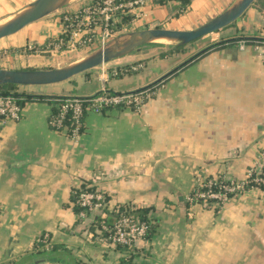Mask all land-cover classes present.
<instances>
[{"label":"crops","instance_id":"crops-1","mask_svg":"<svg viewBox=\"0 0 264 264\" xmlns=\"http://www.w3.org/2000/svg\"><path fill=\"white\" fill-rule=\"evenodd\" d=\"M30 1L0 0V22ZM232 1L189 0L174 15L178 2L145 0L120 14L112 30L115 36L150 27L192 29ZM83 4L73 0L64 11L0 38V68H55L98 47L95 41L80 50L46 48L60 36L64 16ZM240 16L245 35L264 37V0H255ZM171 44H144L107 61L106 69L102 63L79 73L82 81L71 87L64 82L73 77L20 87L36 95L82 96L103 87L129 92L162 83L139 110H87L77 137L49 125L54 106L49 99L24 101L18 119L0 115V264H27L23 258L42 235L66 247L71 264H264V189L252 186L221 205L186 203L198 180L218 175L243 180L247 170L261 175L263 61L251 44L240 49L232 43L178 68L190 52H170ZM137 62L140 69L126 70ZM97 172L106 177L98 188L109 209L122 203L151 207L156 219L155 235L136 241L130 253L83 240L71 193Z\"/></svg>","mask_w":264,"mask_h":264},{"label":"trees","instance_id":"trees-1","mask_svg":"<svg viewBox=\"0 0 264 264\" xmlns=\"http://www.w3.org/2000/svg\"><path fill=\"white\" fill-rule=\"evenodd\" d=\"M189 0H179L178 4L176 5V13L174 15H177L180 13L181 10H183ZM230 25H227L225 27H222L218 30H224L228 28ZM198 40V39H197ZM196 40V41H197ZM240 40H244L246 44H252L254 42H260L264 41V37L259 36H251V35H241L239 37H232L228 39H222L215 43H210L206 48H204L202 51H199L197 54L194 55L191 59L188 61L180 64L178 68L183 67L185 64L192 60H196L197 58H200L204 54H206L211 49H216L223 47L225 44H234L239 43ZM195 41V42H196ZM159 42H153L151 44H158ZM194 44V43H193ZM184 44H171L168 51L170 52H180L185 51V48L183 47ZM177 68H175L172 72L176 71ZM87 75V73H85ZM162 83H156L154 85H148L144 89H137L133 93L137 95V97L140 99L138 103H125L124 101H119L117 103H107V104H101L99 108L96 110L98 111H106L109 109H116V110H123L125 107H129L134 109L135 107H138V105H141L144 103L148 97H151L153 95V91L159 86H161ZM22 85L17 84H2L0 85V95H11L17 98V103L21 106L22 103L28 99H49L53 106L52 112L49 116V125L57 130L65 131L66 134L71 136L73 129L76 128V133H80L83 129V118L85 115V112L88 109L95 108L91 105L90 96L89 95H82V96H76L71 94H64V95H52V96H44V95H36L31 93H26L24 90H21L20 87ZM106 93L108 95H114L121 92H116L112 90H107ZM70 97H78L81 99L80 103L82 106V113L79 117L78 122L75 121V119L72 118L71 113L67 111L63 118L61 119V126L56 127L54 125L50 124V121L54 119L57 116V113L59 112L60 105L63 104L65 99ZM232 180L228 179L225 175H218L217 177H208L206 178L202 185L195 186L193 191L190 194V199L186 201L187 204H192L193 202H198L203 204L205 207L211 206V204L221 205L222 201L220 199H215L209 196L204 197L198 196L199 192H226V199H228L230 196L236 195L237 192L240 193L252 186H257L262 189H264V168L262 170L261 175H249L244 180H241L242 189L239 191L234 192H227L225 191L222 186L226 184H230ZM209 182V183H208ZM90 182H82L80 186L73 190L71 193V200L73 201V208L76 214H78L79 211H84L87 214H90L89 211L87 212L86 207L81 206L78 202V193L80 190H92L94 191L96 188V184L88 185ZM107 197L104 194V200H106ZM215 207V206H214ZM105 215L102 217L101 215L93 216L91 223L87 224L86 228L88 231L95 232V234H98L96 232L97 229L100 230L99 234L101 236H106L111 232L112 226L114 225L115 221L121 216V215H127L128 217L133 218L134 220H138L139 222H143L146 225L145 233L143 235V239L150 240L156 232V226L157 222L156 219L152 216L150 213L151 207H144V206H134L127 203L117 204L111 209H106L104 207ZM81 218L77 217V221H80ZM105 227V228H103ZM47 244V245H46ZM116 248L123 249L125 248V245L117 243L115 244ZM58 252V253H57ZM65 252H69L66 247L63 245L58 244H52L49 242L48 235H42L39 240H36L34 244V248L31 251L30 254L25 256L23 258V261H27V264H35L37 261H54L59 262L60 264H71L65 257L67 256L64 254ZM57 254V255H56ZM75 264V263H74ZM77 264H84L81 262H78Z\"/></svg>","mask_w":264,"mask_h":264},{"label":"built area","instance_id":"built-area-1","mask_svg":"<svg viewBox=\"0 0 264 264\" xmlns=\"http://www.w3.org/2000/svg\"><path fill=\"white\" fill-rule=\"evenodd\" d=\"M145 0H88L84 2L82 8L73 15H65L62 30L60 36H55L54 40L49 41L46 48L51 50H77V48L87 47L94 44L95 41L98 45H102L107 40L112 38L113 23L120 14L132 11L135 7L140 6ZM178 2L179 0H174ZM98 24H103L101 32L94 31V27ZM252 47L261 55L264 64V41L254 42ZM246 43L244 40L239 41V48H244ZM139 98L134 93H117L114 95H108L105 93H99L90 97L91 105L95 104H107L117 103L124 101L125 103H138ZM81 99L78 97H70L65 99L62 105H60L57 116L50 121L51 125L56 127L61 126V119L67 111L71 113L73 119L78 122L82 113ZM21 106L17 103V98L11 95H0V115L7 119H18L20 117ZM76 128L73 129L71 136H76ZM252 172L249 174L251 175ZM93 180H101L102 173L98 172L94 174ZM204 180L200 181L198 185H202ZM242 181H231L230 184L223 185L222 188L227 192L239 191L242 189ZM209 183V182H208ZM95 184V183H94ZM90 185V183L88 184ZM238 193V192H237ZM198 196H203L204 200L206 196L220 199L222 202L226 200V192H199ZM77 202L86 207L87 212L97 208H104L105 203L104 195L95 190H80L78 193ZM86 213V212H85ZM87 214V213H86ZM89 215V214H88ZM82 217V216H80ZM105 228V227H103ZM106 229V228H105ZM146 225L143 222L134 220L127 215H121L112 226L111 232L102 236L106 238L111 244L117 243L125 246H134L137 239H143Z\"/></svg>","mask_w":264,"mask_h":264},{"label":"water","instance_id":"water-1","mask_svg":"<svg viewBox=\"0 0 264 264\" xmlns=\"http://www.w3.org/2000/svg\"><path fill=\"white\" fill-rule=\"evenodd\" d=\"M73 0H32L0 22V38L11 35ZM255 0H233L225 9L192 29L150 27L119 33L84 56L55 68H0V85H44L67 80L111 59L121 57L153 42L186 44L235 21Z\"/></svg>","mask_w":264,"mask_h":264},{"label":"rangeland","instance_id":"rangeland-1","mask_svg":"<svg viewBox=\"0 0 264 264\" xmlns=\"http://www.w3.org/2000/svg\"><path fill=\"white\" fill-rule=\"evenodd\" d=\"M80 1H82V3H84V2H86V1H88V0H80ZM64 8V7H63ZM63 8H60V9H58L57 11H64V9ZM55 13V15L57 14V12H54ZM241 18V16L237 19V20H235V21H233L231 24H229L230 26L228 27V28H226V29H224V30H216L215 32H210V33H208V34H206V35H204V36H202L201 38H199L197 41L196 40H194V41H191V42H188V43H186V44H184V48L185 49H188V51L190 52V53H188V55H187V58H185L184 59V62H186V61H188L189 59H191L192 57H194V55L195 54H197L199 51H202L204 48H206L211 42H214V41H218V40H222V39H228V38H232V37H239V36H241V35H245V31H244V27L242 26L243 25V23H242V21H240L239 19ZM117 32V31H116ZM115 32V33H116ZM112 35H114V33H112ZM196 41V42H195ZM163 43H165V42H163ZM194 43V44H193ZM238 44V46H239V43H237ZM197 45V46H196ZM199 45V46H198ZM83 49L84 48H86V47H82ZM82 48H77L78 50H80V49H82ZM245 48V47H244ZM241 49V48H240ZM243 49V48H242ZM85 55V53L84 54H81V55H79L78 56V58H80V57H82V56H84ZM260 57H261V55H259ZM77 58V59H78ZM74 59V58H73ZM261 59H262V57H261ZM74 61V60H73ZM70 62H72V61H69V62H67V63H65V64H63V65H61V66H64V65H66V64H68V63H70ZM184 62H182V63H184ZM109 65H111V63H109V62H107V63H104V64H102V69H106L107 67H109ZM61 66H59V67H61ZM179 66V65H178ZM142 67V62H137V63H134V64H131V65H128V66H126V70H128V71H136V70H138V69H140ZM122 69H119V70H117V71H121ZM73 80H69V81H72V82H64V83H67V85H70L69 87H71L73 84L72 83H74V82H76L77 84L79 83V82H81L82 81V78L79 76V74H77V75H75V76H73V78H72ZM25 86V85H24ZM23 86V87H24ZM148 86V85H147ZM147 86H143V87H139L138 88V90L139 89H144V88H146ZM26 87V86H25ZM27 87H33V86H27ZM108 89L107 88H105V87H103V88H101L100 90H98V91H96L95 93H92L91 95H89L90 97H92L93 98V96H95L96 94H99V93H105L106 91H107ZM135 90H137V89H134V90H132V91H129V92H122V93H133ZM148 98H150V97H148ZM147 98V99H148ZM146 102V101H145ZM144 102V103H145ZM144 103H142L141 105H143ZM141 105H138V107L136 108V109H140L141 108ZM93 107H95V108H92V110H96L97 108H99L100 107V105H98V104H95ZM88 110H90V109H88ZM80 133H77L76 134V136L75 137H77L78 135H79ZM252 172V170H247V172H246V177H248L249 176V174ZM98 173V172H97ZM106 177H105V175H104V172H102V180H99V181H95V180H93V179H91L90 180V185H93L94 183L96 184V190L97 191H99L102 195H104L103 194V192L98 188V183L99 182H101V181H103L104 179H105ZM245 179V178H244ZM243 179V180H244ZM201 180H198V182L197 183H199ZM238 181H241V180H238ZM242 192H240V193H237L236 195H235V197L237 196V195H240ZM104 206L103 207H106V209H109L110 207H109V202H108V200L106 199L105 200V203L103 204ZM105 210H104V208H97V209H93L92 211H90V214L88 215V214H86L83 210L82 211H79L78 212V214H76V218L77 217H80V216H82V217H80L81 218V220H80V224H81V226H82V228H83V233H82V237H83V240H84V242L85 241H89V242H91V243H98L97 245H102V243H106L105 245H107V244H109V245H113V244H111L106 238H102V236L99 234V232H100V230L99 229H97L96 230V232L98 233V234H95V232H91V231H88V229L86 228V226H87V224H89V223H91V221H92V218H93V216H96V215H101L102 217L105 215V212H104ZM38 240H39V238H38ZM140 239H137V241H139ZM47 245V244H46ZM113 246H115V245H113ZM124 249V252L127 254V253H130V251H133V249H134V246H130V247H128V246H125V248H123Z\"/></svg>","mask_w":264,"mask_h":264}]
</instances>
